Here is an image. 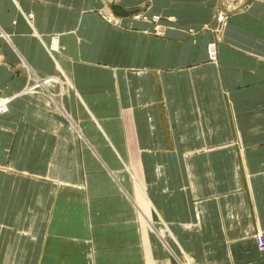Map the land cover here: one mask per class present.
I'll return each instance as SVG.
<instances>
[{"label": "crops", "instance_id": "0c3cea01", "mask_svg": "<svg viewBox=\"0 0 264 264\" xmlns=\"http://www.w3.org/2000/svg\"><path fill=\"white\" fill-rule=\"evenodd\" d=\"M217 7L0 0V264H264V0L213 65Z\"/></svg>", "mask_w": 264, "mask_h": 264}, {"label": "rangeland", "instance_id": "374dc122", "mask_svg": "<svg viewBox=\"0 0 264 264\" xmlns=\"http://www.w3.org/2000/svg\"><path fill=\"white\" fill-rule=\"evenodd\" d=\"M245 0H226V3L229 5L227 6L228 9L227 10H236L238 8V6H241V4L244 2ZM241 2V3H240ZM240 3V4H239ZM238 5V6H237ZM223 11L220 10L219 7L216 8L215 10V20L216 23L214 24V26H205L204 29H210L211 31H213L216 35L217 38L212 40L208 46H207V54H208V62L213 64V65H217L218 63V47H217V43L220 41L221 38V34L223 33V30L225 29L226 25L228 24V17L223 15ZM222 17V18H221ZM156 19H158L156 17ZM160 32V31H158ZM193 35V33H191ZM216 45V50H217V54L216 57H212V50L213 47ZM211 50V51H210ZM22 67L23 69L26 70V73H28V77H29V83L27 84V86L24 88V90L21 93H26L27 87H32L35 86V82L33 80H35V78H39L27 65L25 62H22ZM41 79V78H40ZM47 79H53V78H47ZM46 80V79H45ZM50 87H44L42 86L41 88L37 89V92H41L42 90L46 91L47 94L49 95H53V93L50 92ZM14 96H10V97H4L0 100L1 106L3 105L5 108L4 109H0V113L1 114H5L8 111V106L11 102L10 99H13ZM9 100V101H7ZM0 170H3L5 172H9L10 173V166L7 165L5 168L0 167ZM6 216H0V222L5 219ZM2 221V222H3ZM183 264H188L187 262H181Z\"/></svg>", "mask_w": 264, "mask_h": 264}, {"label": "built area", "instance_id": "2783aa9c", "mask_svg": "<svg viewBox=\"0 0 264 264\" xmlns=\"http://www.w3.org/2000/svg\"><path fill=\"white\" fill-rule=\"evenodd\" d=\"M224 16H226L224 13H223ZM222 18V17H221ZM212 54H213V58L216 57V54H217V50H216V45L214 46L213 50H212ZM56 79H40V78H35V80H33L35 82V86H32V87H27V90H30V89H38V88H41L42 86L44 87H48L50 84L49 83H52L51 85H54L57 83V81H55ZM50 87V86H49ZM36 91V90H35ZM9 101V100H7ZM5 107L2 105L1 106V103H0V109H4ZM256 243H257V247L260 251H264V232H261L259 234H257L256 236ZM186 262L188 264H195L191 259L187 258L186 259ZM183 264V263H181Z\"/></svg>", "mask_w": 264, "mask_h": 264}, {"label": "water", "instance_id": "95a60500", "mask_svg": "<svg viewBox=\"0 0 264 264\" xmlns=\"http://www.w3.org/2000/svg\"><path fill=\"white\" fill-rule=\"evenodd\" d=\"M250 0H245L242 4H241V6H239L236 10H227L226 9V7H225V5H224V0H220V5H221V9H222V11L224 12V14L225 15H230V14H232V13H234V12H236V11H238V10H240L241 8H244L246 5H247V3L249 2ZM118 9L120 10V8H115V10H117L118 11ZM118 12H120V11H118Z\"/></svg>", "mask_w": 264, "mask_h": 264}, {"label": "bare ground", "instance_id": "6f19581e", "mask_svg": "<svg viewBox=\"0 0 264 264\" xmlns=\"http://www.w3.org/2000/svg\"><path fill=\"white\" fill-rule=\"evenodd\" d=\"M239 7V6H238ZM226 9H228V7L226 8ZM214 48V47H213ZM211 51V50H210ZM212 56H213V54H212ZM35 89V88H34ZM32 90V89H31ZM187 259V258H186Z\"/></svg>", "mask_w": 264, "mask_h": 264}]
</instances>
